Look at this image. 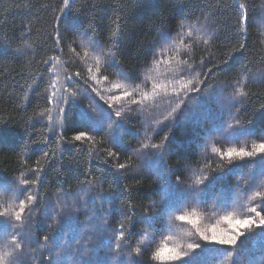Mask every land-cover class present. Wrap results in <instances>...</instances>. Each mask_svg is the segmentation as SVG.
<instances>
[{
	"label": "trees",
	"instance_id": "16d2710c",
	"mask_svg": "<svg viewBox=\"0 0 264 264\" xmlns=\"http://www.w3.org/2000/svg\"><path fill=\"white\" fill-rule=\"evenodd\" d=\"M68 4L78 14L61 21L62 0H0V256L16 232L22 264H170L153 259L165 244L200 264H264L261 229L231 249L197 233L228 231L225 216L258 222L251 209L264 207L260 157L221 158L264 135V0ZM58 25L70 47L54 43ZM233 73L247 94L238 107ZM78 130L92 139L73 141ZM36 168L42 181L29 179Z\"/></svg>",
	"mask_w": 264,
	"mask_h": 264
},
{
	"label": "snow or ice",
	"instance_id": "6c2138e0",
	"mask_svg": "<svg viewBox=\"0 0 264 264\" xmlns=\"http://www.w3.org/2000/svg\"><path fill=\"white\" fill-rule=\"evenodd\" d=\"M62 3L64 7H59L58 6V11L62 13V15L59 17L61 21L64 20L66 16L69 15H77L78 13H74L72 6L68 4V0H62ZM233 12L237 15V22L238 24L243 22L245 25H247L250 17L242 15L239 13V5H237L235 8L232 9ZM94 31V30H93ZM235 31V29H234ZM73 36H80L83 35V31L79 28H77L75 31L70 33ZM234 39L237 40L238 48L243 49L245 47L244 44L239 43L240 37L236 36ZM54 43L57 45V48L59 49V46L63 43L64 46L70 47V45L67 44V41L65 40V33H62L59 30V25L55 29V36L53 37ZM110 41H104V43H109ZM93 47L95 50L100 51L102 54V47H101V41L99 40L98 37L93 38ZM17 54L19 55V50H17ZM229 58L226 57V63ZM47 63V61H45ZM201 64H203V61H201ZM200 71H203V68L200 69ZM191 72L187 67L183 70V75H190ZM79 75V74H77ZM233 78L236 80V85L234 86L235 88V94L236 97L238 98V104L235 105L238 107L239 104H244L245 100L244 99H239V98H244L246 97V92L243 90L244 85L241 83L243 80V77L239 74L233 73ZM125 79L131 80L133 83L136 82V79L138 78H133L131 76H125ZM71 86V85H70ZM207 87V85H205ZM195 91H199L198 89H194ZM128 95V94H126ZM47 99V98H46ZM191 99H198V97H191ZM259 111L262 113L261 120L262 123H264V106H262ZM120 113L117 112L116 116L119 117ZM108 119L111 121V114H108ZM238 119V117H237ZM99 125V122H97V126ZM229 128H232V125H228ZM171 128V126H169ZM99 134V132L97 133ZM73 141L76 142H81L84 140H90L92 139L91 136L87 134L86 130H78V134L73 136ZM165 140L168 139V137H164ZM259 143H253L251 145L250 150H246L244 148L236 149V148H229L227 152H224L221 156V158H227L228 162L231 164L235 159H249L253 161V166L256 163L254 160L255 157L259 156L260 161L259 163L261 165H264V135L259 136ZM155 147H160V145H155ZM217 152L219 151L218 149L216 150ZM45 155H48L45 153ZM111 155H115V153H110ZM119 167L123 169L125 167L124 164H120ZM33 171L36 173V175L30 177L29 179L34 180V181H42V177L40 176V173H42L44 170L40 168L33 169ZM23 183L27 184L28 180H25ZM28 188H24L21 190V195H23L25 192H28ZM27 199L30 201H35L36 197L34 195H28ZM19 211L16 212L15 214V220L19 222H23L24 220V212L26 209L25 203L21 202L19 205ZM34 208H28V215L29 218L31 217L32 213L34 212ZM252 212H254L258 217L259 221L257 222L256 220L252 218H244V219H233L232 216H225L223 219L224 221L230 226L228 231H220L218 232L216 228H212L209 231L211 232V235H208L206 232H200L199 229L197 228V233L200 236L201 240H203L206 244L209 245H217V246H222L224 248H235L238 243L240 242V238L246 236L247 234L250 233V230L252 228H257L261 229L264 231V215L261 213L264 212V207L261 208V211L258 212L256 208L251 209ZM192 216H195V212L191 213ZM178 220L187 222L188 224H191L194 228L196 227L198 221L194 219H190L189 216L186 215H180L177 217ZM4 225L3 221H0V226ZM7 231L6 227H0V238H4L6 240V237H4V233ZM8 235L11 236V241L6 242L4 244V247L7 249L8 247H11L12 251H5L2 256H0V264H22L21 256L23 255V248L26 244V237L22 233H16V232H8ZM20 236V239L17 240V236ZM143 235V234H141ZM45 240H48V237L45 236ZM128 242H126L127 244ZM143 243V240L141 241ZM119 248L120 245H117ZM188 249L191 250L192 252H197L198 249H201V245L199 243L195 244H188L187 245ZM147 251V249H144ZM137 253L141 252V248L137 247L135 249ZM15 253V255H13ZM9 257H12L11 261H9ZM154 260L157 261H162V262H184V264H200V260L198 256H193V257H188L187 253L182 252L180 247H168L166 244L162 246L161 248L157 249L154 253L153 256ZM51 264H62V261L60 259H55L51 262ZM134 264H139L138 261L134 262Z\"/></svg>",
	"mask_w": 264,
	"mask_h": 264
},
{
	"label": "rangeland",
	"instance_id": "374dc122",
	"mask_svg": "<svg viewBox=\"0 0 264 264\" xmlns=\"http://www.w3.org/2000/svg\"><path fill=\"white\" fill-rule=\"evenodd\" d=\"M64 88V87H63ZM63 88H58L57 86H54L53 87V89H52V91L54 92V93H58V92H62V90H63ZM60 98V97H59ZM62 98L63 97H61L60 99L62 100ZM56 102H57V100H56ZM60 112V111H59ZM57 114H58V112H57Z\"/></svg>",
	"mask_w": 264,
	"mask_h": 264
}]
</instances>
